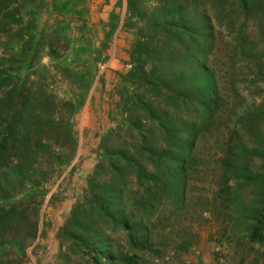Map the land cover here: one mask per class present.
<instances>
[{"label":"trees","instance_id":"1","mask_svg":"<svg viewBox=\"0 0 264 264\" xmlns=\"http://www.w3.org/2000/svg\"><path fill=\"white\" fill-rule=\"evenodd\" d=\"M78 3L49 4L56 15L52 30L38 31L37 4L45 0H0V49L6 52L0 57V264H27L28 249L45 235L40 207L48 186L76 153L72 119L103 59L78 50L61 55L65 69L55 72L68 71L75 88L64 101L48 90L52 75L39 62L42 56L58 60V44L69 41L63 17L79 13ZM125 3L122 27L136 31L128 51L135 67L120 75L118 121L101 137L96 164L57 229L56 264H142L143 255H160L154 231L183 205L197 139L222 106L210 63L216 26L232 38L236 62L256 64V80L264 81V48L253 55L256 31L264 38V0ZM109 26L106 41L116 28ZM237 123L241 130L233 126L220 159L218 197L232 230H245L247 241L264 247V110L253 106ZM245 188L249 203L242 198Z\"/></svg>","mask_w":264,"mask_h":264},{"label":"rangeland","instance_id":"2","mask_svg":"<svg viewBox=\"0 0 264 264\" xmlns=\"http://www.w3.org/2000/svg\"><path fill=\"white\" fill-rule=\"evenodd\" d=\"M45 1L46 6L37 4L42 8L36 17L38 31L44 28L52 30L56 15L50 12L49 4L65 0ZM78 1L77 9L80 12H69L63 17L69 24V41L58 44V60L51 63L42 56L39 62L52 75L48 90L63 101L69 99L75 90L68 71L63 72V76L55 72L58 68L60 71L65 69V65H60L65 59L61 56L63 53L66 55L72 50L96 52V57L103 60L96 64L95 78L84 106L72 119L77 137L76 153L71 164L48 186V194L40 207V227H43L45 235L36 240L34 250V245L28 249L27 264H56L57 229L70 212L74 199L81 195L86 176L96 164L101 137L118 121L120 75L135 67L128 51L136 40V31L122 27L126 19L125 0ZM110 21L116 28L106 41ZM238 26L240 22L236 28ZM256 32L253 55H260L263 53L264 38L260 36L261 32ZM215 37L210 63L216 70L222 99L218 119L197 139L194 150L197 165L188 180L183 205L158 223L154 231L153 243L160 255L154 257L145 254L142 264H264V247L247 241L245 230L241 233L232 230V222L225 215L226 203H222L218 197L223 171L220 159L224 156L225 141L233 126L241 130L237 120L243 112L253 106L264 110V81L256 80V76H259L256 64L251 61L236 62L235 44L223 28L215 27ZM5 53L0 49V57ZM112 58L117 62L116 67L110 65ZM73 59L76 66H82L78 58ZM260 61L264 63V58ZM68 69L74 68L70 66ZM259 132L264 136V125L260 126ZM253 165H258L256 160ZM51 195L54 198L50 200ZM251 197L250 190L245 188L242 191L245 203H249Z\"/></svg>","mask_w":264,"mask_h":264},{"label":"crops","instance_id":"3","mask_svg":"<svg viewBox=\"0 0 264 264\" xmlns=\"http://www.w3.org/2000/svg\"><path fill=\"white\" fill-rule=\"evenodd\" d=\"M110 65H113V66H117V62H116V60L115 59H110Z\"/></svg>","mask_w":264,"mask_h":264},{"label":"built area","instance_id":"4","mask_svg":"<svg viewBox=\"0 0 264 264\" xmlns=\"http://www.w3.org/2000/svg\"><path fill=\"white\" fill-rule=\"evenodd\" d=\"M130 67V66H129Z\"/></svg>","mask_w":264,"mask_h":264}]
</instances>
